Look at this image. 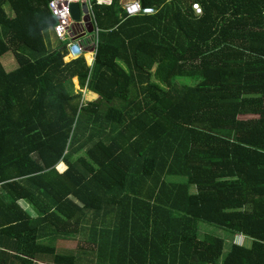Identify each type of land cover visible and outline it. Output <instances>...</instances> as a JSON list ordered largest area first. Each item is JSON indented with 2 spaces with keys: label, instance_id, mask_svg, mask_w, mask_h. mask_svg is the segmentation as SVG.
<instances>
[{
  "label": "trees",
  "instance_id": "obj_1",
  "mask_svg": "<svg viewBox=\"0 0 264 264\" xmlns=\"http://www.w3.org/2000/svg\"><path fill=\"white\" fill-rule=\"evenodd\" d=\"M48 1L0 0V264H264V0H91V67ZM44 228L76 250L23 245Z\"/></svg>",
  "mask_w": 264,
  "mask_h": 264
},
{
  "label": "built area",
  "instance_id": "obj_2",
  "mask_svg": "<svg viewBox=\"0 0 264 264\" xmlns=\"http://www.w3.org/2000/svg\"><path fill=\"white\" fill-rule=\"evenodd\" d=\"M111 0H96V4H110ZM79 6L78 18L71 15L70 5ZM127 16L148 15L155 13L150 6H142L139 0H128L122 4ZM192 8L198 14L199 6L194 3ZM48 9L54 16L56 23L51 28L52 37L58 41L66 42L67 50L72 49L74 55L64 57V61L83 57L85 63L91 67L94 62L98 42L99 27L97 26L91 0H49Z\"/></svg>",
  "mask_w": 264,
  "mask_h": 264
},
{
  "label": "crops",
  "instance_id": "obj_3",
  "mask_svg": "<svg viewBox=\"0 0 264 264\" xmlns=\"http://www.w3.org/2000/svg\"><path fill=\"white\" fill-rule=\"evenodd\" d=\"M125 1L123 0V3ZM52 36V34H50V37ZM52 38V37H51ZM52 46L55 47L56 42L53 41L52 39ZM64 57L69 58V55L67 56L66 53L64 54ZM63 57V58H64ZM15 60V59H14ZM1 62V61H0ZM3 66V65H2ZM17 66V65H16ZM76 82V78H73ZM86 92V91H85ZM87 94L89 96H91L92 94L90 92H87ZM94 95V94H93ZM92 95V96H93ZM95 97V95H94ZM93 97V98H94ZM56 168L59 172H63V170L66 168L63 162H59L56 165ZM20 204V206L31 216V217H35L36 214L35 212L29 207V205L27 203H25L24 201H19L18 202ZM77 240H78V236H72V235H52L50 234L47 229H42L39 233H37V235H35V233H32L31 235L28 236V239L26 241V244H23L24 246H28V249L30 250V248L32 250L37 249V245H40L42 247L45 248L44 252L48 251L47 248L53 247L56 251H75L76 250V245H77ZM39 259L38 261H36L37 264H50L49 259L47 258L48 255L46 254H40L39 255Z\"/></svg>",
  "mask_w": 264,
  "mask_h": 264
},
{
  "label": "rangeland",
  "instance_id": "obj_4",
  "mask_svg": "<svg viewBox=\"0 0 264 264\" xmlns=\"http://www.w3.org/2000/svg\"><path fill=\"white\" fill-rule=\"evenodd\" d=\"M128 1V0H124ZM54 41V40H53ZM1 64L3 65V68L9 72L16 68V61L14 60L13 54L11 52H6L4 55L0 57ZM74 84V89H78L77 82L72 79ZM92 94V93H91ZM82 95L84 97V100L92 99L94 95L89 96L85 90H82ZM170 179H177L176 177H169ZM197 233L199 236H202L204 234L213 235L216 237H219L223 240V248H222V255H224L230 248L232 243L240 244L243 246H249L250 245V239L248 237H245L240 234H233L228 229L222 228L220 226L208 223L206 221L199 220L197 222Z\"/></svg>",
  "mask_w": 264,
  "mask_h": 264
},
{
  "label": "water",
  "instance_id": "obj_5",
  "mask_svg": "<svg viewBox=\"0 0 264 264\" xmlns=\"http://www.w3.org/2000/svg\"><path fill=\"white\" fill-rule=\"evenodd\" d=\"M70 11H71V15L74 19L78 18V14H79V6L76 3H72L70 5Z\"/></svg>",
  "mask_w": 264,
  "mask_h": 264
},
{
  "label": "clouds",
  "instance_id": "obj_6",
  "mask_svg": "<svg viewBox=\"0 0 264 264\" xmlns=\"http://www.w3.org/2000/svg\"><path fill=\"white\" fill-rule=\"evenodd\" d=\"M69 54L74 55V52L72 49L66 51V55L68 56Z\"/></svg>",
  "mask_w": 264,
  "mask_h": 264
}]
</instances>
